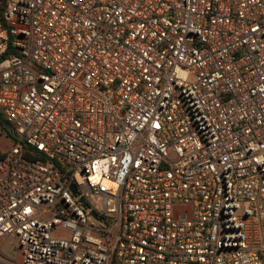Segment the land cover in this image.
<instances>
[{
    "label": "built area",
    "instance_id": "1",
    "mask_svg": "<svg viewBox=\"0 0 264 264\" xmlns=\"http://www.w3.org/2000/svg\"><path fill=\"white\" fill-rule=\"evenodd\" d=\"M0 7V264H264V0Z\"/></svg>",
    "mask_w": 264,
    "mask_h": 264
},
{
    "label": "rangeland",
    "instance_id": "2",
    "mask_svg": "<svg viewBox=\"0 0 264 264\" xmlns=\"http://www.w3.org/2000/svg\"><path fill=\"white\" fill-rule=\"evenodd\" d=\"M13 144L14 143L12 139L6 137H0V148L2 150L12 147ZM17 249H18L17 241L11 238L6 239L2 246V252L10 257L16 256Z\"/></svg>",
    "mask_w": 264,
    "mask_h": 264
},
{
    "label": "trees",
    "instance_id": "3",
    "mask_svg": "<svg viewBox=\"0 0 264 264\" xmlns=\"http://www.w3.org/2000/svg\"><path fill=\"white\" fill-rule=\"evenodd\" d=\"M1 2V0H0ZM2 9V7H0ZM0 128L3 133H6L9 137H11L13 140H15V137L13 135V131L10 128V126L3 120L1 114H0Z\"/></svg>",
    "mask_w": 264,
    "mask_h": 264
},
{
    "label": "crops",
    "instance_id": "4",
    "mask_svg": "<svg viewBox=\"0 0 264 264\" xmlns=\"http://www.w3.org/2000/svg\"><path fill=\"white\" fill-rule=\"evenodd\" d=\"M0 137H6V138H10V139H12L11 137H9L6 133H2L1 135H0ZM13 140V139H12ZM13 143H14V140H13ZM11 147H9L8 149H4V150H2L1 148H0V156H2V155H4L9 149H10Z\"/></svg>",
    "mask_w": 264,
    "mask_h": 264
},
{
    "label": "water",
    "instance_id": "5",
    "mask_svg": "<svg viewBox=\"0 0 264 264\" xmlns=\"http://www.w3.org/2000/svg\"><path fill=\"white\" fill-rule=\"evenodd\" d=\"M71 189L73 190V192H74L75 194L77 193V188H76L75 185H72V186H71ZM85 206H87V205L85 204Z\"/></svg>",
    "mask_w": 264,
    "mask_h": 264
}]
</instances>
